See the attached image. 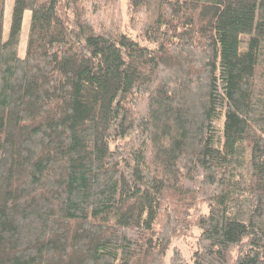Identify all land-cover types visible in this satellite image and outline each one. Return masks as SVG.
Returning <instances> with one entry per match:
<instances>
[{
    "label": "trees",
    "instance_id": "obj_1",
    "mask_svg": "<svg viewBox=\"0 0 264 264\" xmlns=\"http://www.w3.org/2000/svg\"><path fill=\"white\" fill-rule=\"evenodd\" d=\"M14 1L0 264H264V0Z\"/></svg>",
    "mask_w": 264,
    "mask_h": 264
},
{
    "label": "rangeland",
    "instance_id": "obj_2",
    "mask_svg": "<svg viewBox=\"0 0 264 264\" xmlns=\"http://www.w3.org/2000/svg\"><path fill=\"white\" fill-rule=\"evenodd\" d=\"M6 4H5V9H4V30H3V36H5V38H7L10 27H11V20H12V9L14 7V0H5ZM125 4H126V0H122V11L123 14H125L126 12V8H125ZM31 15L32 13L29 11H26L25 15H24V19H23V27H22V31H21V40L19 43V55L20 57H23L25 55L26 52V43H27V39H28V31H29V27H30V20H31ZM247 41L248 39L246 37L242 38V43L240 45V50L241 53L246 52V47H247ZM197 232V231H196ZM193 235L196 236V233H193ZM193 239L191 238H187L185 240L183 239H176L174 240V244L177 245L178 247H180L185 255V257H189V248L192 246V244L194 243Z\"/></svg>",
    "mask_w": 264,
    "mask_h": 264
}]
</instances>
